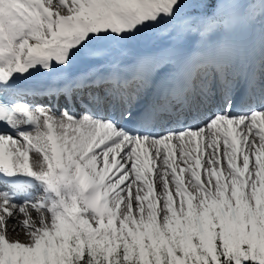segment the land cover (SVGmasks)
Listing matches in <instances>:
<instances>
[{
    "label": "snow or ice",
    "instance_id": "1",
    "mask_svg": "<svg viewBox=\"0 0 264 264\" xmlns=\"http://www.w3.org/2000/svg\"><path fill=\"white\" fill-rule=\"evenodd\" d=\"M0 264H264V0H0Z\"/></svg>",
    "mask_w": 264,
    "mask_h": 264
},
{
    "label": "bare ground",
    "instance_id": "2",
    "mask_svg": "<svg viewBox=\"0 0 264 264\" xmlns=\"http://www.w3.org/2000/svg\"><path fill=\"white\" fill-rule=\"evenodd\" d=\"M76 70L77 69L75 68L73 71H76ZM36 102H41L42 104H49V101L47 99H39ZM53 106L56 107V108L59 107V106L55 105L54 102H53ZM210 111L211 110H206L205 112L200 113V116L198 117V119L197 120H194V121H191L190 123L195 124V123H198L200 119H206L207 118V115L210 114ZM32 216H33V219L36 218L35 212L32 213ZM18 219L19 220H22L23 217L22 216H19ZM9 228H11V224H9ZM8 235H9V238H11V239H16V238L23 239V238H26L25 237V234H24V232L22 230V228L19 230V233H17V232H11L10 231L8 233Z\"/></svg>",
    "mask_w": 264,
    "mask_h": 264
},
{
    "label": "rangeland",
    "instance_id": "3",
    "mask_svg": "<svg viewBox=\"0 0 264 264\" xmlns=\"http://www.w3.org/2000/svg\"><path fill=\"white\" fill-rule=\"evenodd\" d=\"M69 70H70V71H72L71 69H69ZM69 70H68V71H69ZM16 239H20V238H16ZM24 239H25V238H23V239H20V240H24Z\"/></svg>",
    "mask_w": 264,
    "mask_h": 264
}]
</instances>
